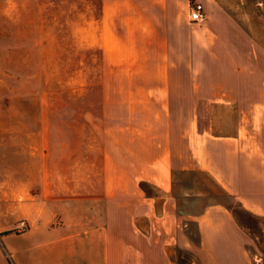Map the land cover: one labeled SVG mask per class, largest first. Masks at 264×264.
I'll return each instance as SVG.
<instances>
[{
    "label": "crops",
    "instance_id": "crops-1",
    "mask_svg": "<svg viewBox=\"0 0 264 264\" xmlns=\"http://www.w3.org/2000/svg\"><path fill=\"white\" fill-rule=\"evenodd\" d=\"M91 1L97 16L79 32L98 49L103 101L123 96L106 81L137 88L118 102L126 104L120 128L129 131V147L123 158L115 153L120 166L107 163V151L92 156L96 171L86 168L89 159H73L70 147L62 159L67 168H59L52 145L42 144L33 169L19 157L12 159L15 169L4 166L0 264H177L172 246L191 253L185 264H253L233 209L238 203L264 214V82L249 89L250 80L264 81V0L248 9L249 0ZM191 1L202 3V20L189 19ZM9 26L0 24L1 31ZM35 33L42 79L44 43L53 49L54 41H44L42 23ZM181 81L191 89L188 106L173 102L185 94L176 92ZM89 88L98 91V84ZM177 111L193 113L182 129ZM85 150L80 146L79 154ZM22 221L26 230L19 229Z\"/></svg>",
    "mask_w": 264,
    "mask_h": 264
},
{
    "label": "rangeland",
    "instance_id": "rangeland-1",
    "mask_svg": "<svg viewBox=\"0 0 264 264\" xmlns=\"http://www.w3.org/2000/svg\"><path fill=\"white\" fill-rule=\"evenodd\" d=\"M89 1L91 3L85 0H0V13H3L0 24L10 22L7 33H3L0 27V184L6 179L2 176L3 167L10 170L16 168L12 163L14 157L21 158L29 170L33 169L39 158L35 153L41 144L44 148L52 145V153L58 155L59 168H67L65 160H62L66 158L67 147L72 148L73 159L81 157L86 162L90 160L91 165L87 163L86 168L96 171L97 166L91 162V157L99 159L105 151L107 163L110 159L120 166V161L115 160V153L120 158L124 157L119 153L129 147V131L120 128L127 114L121 106L126 104L118 102L120 99L129 100L133 97L129 92L136 93L137 88L125 81H119L123 83L116 85L106 81L105 88L118 90L123 96L112 94L107 97V102L103 101V84L96 79L98 49L87 45L79 32L81 25L85 24L88 28V21L97 16L98 3ZM254 2L249 0L245 8H255L256 5H252ZM15 9L23 10L15 12ZM8 10L11 11L10 16L6 12ZM239 20L242 22V17ZM40 23L43 25L44 41H54L53 49L45 48L44 43L42 79L34 65L35 41L38 38L35 28ZM254 23L256 25L257 21ZM51 50L52 57L49 53ZM263 82L250 80V94L259 86L263 87ZM188 83L186 88L182 87L183 81L179 83L176 92L185 94L175 95L174 103H184L186 106L192 104ZM97 84L98 91L96 88L93 92L89 86L97 87ZM173 114L181 129L184 123L188 126L193 119L190 111ZM78 137L84 139L85 143H76ZM80 146L86 147L85 155L79 154ZM95 148L100 151L98 154ZM46 158L44 164L48 168L54 167L51 158ZM11 177L18 181V176ZM63 177L58 176L60 187ZM97 178L88 177L89 181L95 182ZM112 178L109 174L106 176L107 187ZM199 178L203 179V176L199 175ZM28 180L33 182L34 176H29ZM148 191L161 196L156 187L149 186ZM112 195L113 192H107V196ZM234 204L233 211L245 231L244 243L251 260L253 264H264V214L250 212L238 203ZM27 228V223L22 221L19 229ZM171 255L177 264H185L192 257L187 249L177 246L171 247Z\"/></svg>",
    "mask_w": 264,
    "mask_h": 264
},
{
    "label": "built area",
    "instance_id": "built-area-1",
    "mask_svg": "<svg viewBox=\"0 0 264 264\" xmlns=\"http://www.w3.org/2000/svg\"><path fill=\"white\" fill-rule=\"evenodd\" d=\"M188 17L191 21L202 20L205 17V11L201 2L191 1L188 9Z\"/></svg>",
    "mask_w": 264,
    "mask_h": 264
}]
</instances>
